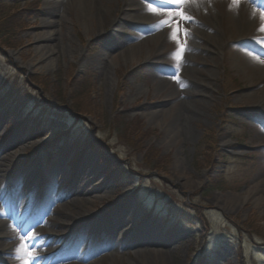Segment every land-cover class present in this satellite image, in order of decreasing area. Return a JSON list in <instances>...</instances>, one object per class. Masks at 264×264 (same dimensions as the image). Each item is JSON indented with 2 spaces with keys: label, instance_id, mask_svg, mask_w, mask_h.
Wrapping results in <instances>:
<instances>
[{
  "label": "rangeland",
  "instance_id": "rangeland-1",
  "mask_svg": "<svg viewBox=\"0 0 264 264\" xmlns=\"http://www.w3.org/2000/svg\"><path fill=\"white\" fill-rule=\"evenodd\" d=\"M216 1L222 3L217 8L209 3L208 16L218 20L219 36L229 48L216 63L207 61L212 64L206 70L210 80L204 81L203 69L195 73L207 84L210 103H193L196 121L178 105L167 119L168 129L162 111L176 106L186 87L176 92L159 80L163 71L176 82L183 80L174 70L183 44L170 31L164 42L149 43L152 51L145 50L137 61L101 73L98 56L110 61L150 32L114 40L113 51L103 55L111 19H131L123 0L84 1L87 21L79 17L78 1L67 9L51 0H0V162L6 166L0 212L6 210L3 199L12 200L10 185L32 172L38 190L19 205L34 208L29 222L39 217L36 226L46 236L56 217L45 215L53 209L52 195L75 192L69 182L89 157L96 176L91 187L111 192L96 209L115 212V217L128 212L127 233L145 235L142 243L117 253L116 261L105 259L103 264H264V203L252 197H264V67L249 72V59L237 57L238 47L258 45L250 37L230 38L225 13L234 0ZM92 7L107 19L94 21ZM190 7L203 16L197 3ZM258 10L264 12V6ZM47 26L53 62L30 71L25 63L40 57L35 38ZM252 94H261L260 103ZM248 190L253 194L246 203L223 207L227 196H245ZM6 221L12 242L30 238L29 231L38 228L27 225L22 231L10 216H0V224ZM112 221L117 222L109 218L107 223ZM145 228L154 235L149 238ZM95 242L93 235L86 245ZM0 264H18L17 255L6 254Z\"/></svg>",
  "mask_w": 264,
  "mask_h": 264
},
{
  "label": "bare ground",
  "instance_id": "bare-ground-1",
  "mask_svg": "<svg viewBox=\"0 0 264 264\" xmlns=\"http://www.w3.org/2000/svg\"><path fill=\"white\" fill-rule=\"evenodd\" d=\"M51 1H53L54 4L61 2L67 9H69L71 4L75 1H78L79 17L85 19L84 1L94 0ZM123 1L125 3L124 13L131 19L129 22L124 21L121 17L111 19L110 37L109 40L106 41V47H104L102 51L103 55L113 51L114 45H117V42H115L117 40H121L122 38L125 39L128 35H131L129 37L130 39H135L136 36L141 35L140 32L142 31L150 32L148 37L144 38L141 42L131 45L119 55L111 56L110 61L104 58L101 59V57L98 56L96 66L97 69L101 70V73L103 70L107 71L112 66H118L124 61L128 60V62L131 61V63L137 61L138 58L145 53V50L152 51L149 48L147 49L149 43L164 42L170 28L167 25L163 27L159 26V23L168 17H172L170 13L174 12L177 8L176 4L170 3L168 0ZM192 2V0H188V2L183 5L184 12L191 19L180 25L181 31L179 34V41L181 45H183L180 47V64L174 69L178 74L177 78L183 80L181 82H176V80L170 79L164 71L162 72V78H159L161 82L173 85L176 88V92L180 89L179 86L181 87L183 84L186 86L181 90L182 96L181 98L179 96L180 99L178 104L168 110L162 111L163 124L166 126L165 128L168 129L172 128H169L170 126L168 127L170 123L167 119L175 113L178 105L182 107L186 113L192 114L191 120L196 121L197 112L195 110L197 108L195 109L193 103L197 104L201 101H205L206 104L210 103V99L207 95L208 86L205 82L199 81L195 77V73L202 69L206 72L207 67L212 66V64H208L207 61L210 60L216 63L214 60L223 55L229 48V43L224 41L225 38L221 37V35L219 36L222 27H219V24L217 25L218 20L208 16V13L210 14L208 4L211 3L214 8H217V4L222 2H217L216 0H196L202 7L203 16L190 7ZM230 3L232 7L225 13L228 23L227 26L230 27L228 29L230 38L234 35L238 36V38L250 37V39L258 45V47L250 46V48L244 45L238 47L236 51L237 57L242 55L249 59L248 63H251V66L246 64L249 72L254 71L255 67H264V63L261 62L264 61V32L260 31L261 12L258 10L260 6H264V3L260 4L258 0H239L238 4L234 2ZM223 4H225V2ZM152 8L157 9V14L150 11ZM91 10V14L94 13V15L91 16L94 21L96 17L100 18L99 21L101 19L104 21L108 17L98 12L94 7H92ZM141 12L144 14L139 16ZM87 19H85V21H87ZM91 19L92 18H90V20ZM43 22L44 25H47L46 20ZM89 26L87 27L88 31L91 29ZM133 26L137 27V29L133 28ZM182 28H185L186 35L184 34L185 30L182 31ZM49 31V27L47 26V28H45V33L35 38L37 42L36 53H39L40 57L36 61L31 60L25 63V67L28 70L32 71L37 68L42 69L44 66H50L52 64L54 49L48 44L51 34ZM99 33H103L102 29H100ZM170 36H172V34H170ZM244 44L247 45V43ZM147 54L149 55L150 53L147 52L146 55ZM211 78L212 75L206 72L204 81L210 80ZM260 95L261 94H252L251 96L252 99H257V103H260L258 100ZM94 165L95 164L89 160V157H86L69 183L72 188L75 189V192L67 191L60 193L58 196L52 195L53 198L55 197L52 203L53 209H47L45 215L55 214L56 217L52 219L51 227L48 229V234L46 236L41 234V227L36 226L39 217L35 216L29 222L28 214L32 213L34 208L31 209L29 206H26L21 209L19 205L22 200H30V197L34 196L37 192V188L35 189L34 185L36 178L32 176L31 172L24 174L20 179L13 182L10 185V188L13 190L12 200L6 201V199H3V205H6V210L0 212V216H10L13 223L17 221V224H20L22 231L27 225L38 228L29 231L31 233L30 238H24L23 241L20 239L17 242H12L15 237L11 233V224L9 221L0 224V259L10 252H14L17 258L24 257L23 243L26 241L27 245L32 248V254L37 257L34 264H57L59 261L63 264L64 261L74 258L73 262H65L64 264H103L105 259L116 261L115 259L118 256L117 253L122 249L130 247L135 243H142V241L145 240L141 239L143 236L145 237L144 232L140 238L138 236L139 232L137 236L134 235L137 231L127 233V230L130 229L128 228L129 224L127 222L128 212L123 211L119 216L115 217V212L108 213L111 215H107L100 213L96 209L95 205L98 204V201L105 200L111 192L106 189L98 190L95 186L91 187L96 180ZM4 166L5 163L0 162V190L3 188ZM60 167L61 165L58 166L61 170ZM54 192L56 191L51 192V194ZM96 192H100V195H95ZM252 194L253 191L248 190L245 192V196L244 194L229 195L224 201L225 205L223 207L227 206L232 208L237 202L244 204L251 199ZM40 196L41 195H39V198ZM252 197L256 203L263 205L264 197L262 195L254 194ZM57 215H63L62 219ZM109 218L116 219L117 222L112 221V224L107 223ZM145 232L148 233L149 238L153 234L151 229L147 230V228H145ZM93 235L96 237L95 244L93 246H87L86 243L88 239ZM145 253L139 252L138 255H143ZM152 253L149 252L147 254ZM18 264H22L21 259H18Z\"/></svg>",
  "mask_w": 264,
  "mask_h": 264
},
{
  "label": "snow or ice",
  "instance_id": "snow-or-ice-1",
  "mask_svg": "<svg viewBox=\"0 0 264 264\" xmlns=\"http://www.w3.org/2000/svg\"><path fill=\"white\" fill-rule=\"evenodd\" d=\"M170 3H174L177 5V8L174 12L170 13L172 16V19L167 21V26L170 28V32L172 36L177 39L179 42V34L181 31L180 25L183 22L189 21L191 18L186 15V13L183 10V5L188 2V0H168ZM234 3L238 4L239 0H234ZM154 14H157V9L152 8L150 9ZM163 23V21H161ZM260 31L264 32V12L261 13V27ZM186 35V30L184 32ZM264 63V61H261ZM34 238V237H33ZM21 240L23 241L24 238L22 237ZM23 251H24V257H18V259L22 260V264H34L35 259L37 257L32 254V248L31 246L27 245L26 241L23 243ZM26 257V259H25Z\"/></svg>",
  "mask_w": 264,
  "mask_h": 264
},
{
  "label": "trees",
  "instance_id": "trees-1",
  "mask_svg": "<svg viewBox=\"0 0 264 264\" xmlns=\"http://www.w3.org/2000/svg\"><path fill=\"white\" fill-rule=\"evenodd\" d=\"M112 171H114V173H116L117 171H116V169H113Z\"/></svg>",
  "mask_w": 264,
  "mask_h": 264
}]
</instances>
